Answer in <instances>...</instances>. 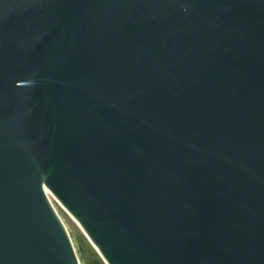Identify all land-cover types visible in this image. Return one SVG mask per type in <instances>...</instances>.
<instances>
[{
	"label": "water",
	"instance_id": "obj_1",
	"mask_svg": "<svg viewBox=\"0 0 264 264\" xmlns=\"http://www.w3.org/2000/svg\"><path fill=\"white\" fill-rule=\"evenodd\" d=\"M264 264V0H0V264Z\"/></svg>",
	"mask_w": 264,
	"mask_h": 264
},
{
	"label": "rangeland",
	"instance_id": "obj_2",
	"mask_svg": "<svg viewBox=\"0 0 264 264\" xmlns=\"http://www.w3.org/2000/svg\"><path fill=\"white\" fill-rule=\"evenodd\" d=\"M53 197V196H52ZM51 197L52 204L56 209L58 217L65 224L66 232H68L72 247L74 248L78 264H105L98 252L90 244L84 232H82L79 224L69 216L64 208Z\"/></svg>",
	"mask_w": 264,
	"mask_h": 264
},
{
	"label": "bare ground",
	"instance_id": "obj_3",
	"mask_svg": "<svg viewBox=\"0 0 264 264\" xmlns=\"http://www.w3.org/2000/svg\"><path fill=\"white\" fill-rule=\"evenodd\" d=\"M45 191V195H46V197H47V199L49 200V203L50 204H52V201H51V197H52V194L49 192V190H47V189H45L44 190ZM53 199H54V197H52ZM52 207H53V209H54V211L56 212V209L54 208V205L52 204ZM56 214H57V212H56ZM57 216H58V214H57ZM59 218V217H58ZM73 219V218H72ZM61 220V219H60ZM74 220V219H73ZM75 221V220H74ZM62 222V221H61ZM75 223H77L76 221H75ZM62 224H63V227L65 228V230H66V227H65V224L62 222ZM95 248V247H94ZM96 249V248H95Z\"/></svg>",
	"mask_w": 264,
	"mask_h": 264
}]
</instances>
